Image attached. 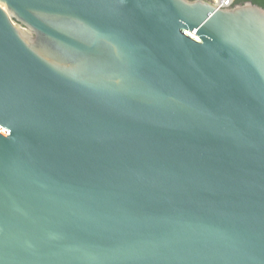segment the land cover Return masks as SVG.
I'll use <instances>...</instances> for the list:
<instances>
[{
  "label": "water",
  "instance_id": "water-1",
  "mask_svg": "<svg viewBox=\"0 0 264 264\" xmlns=\"http://www.w3.org/2000/svg\"><path fill=\"white\" fill-rule=\"evenodd\" d=\"M0 0V264H264V8Z\"/></svg>",
  "mask_w": 264,
  "mask_h": 264
},
{
  "label": "built area",
  "instance_id": "built-area-1",
  "mask_svg": "<svg viewBox=\"0 0 264 264\" xmlns=\"http://www.w3.org/2000/svg\"><path fill=\"white\" fill-rule=\"evenodd\" d=\"M233 0H210V2L219 7H226L231 4Z\"/></svg>",
  "mask_w": 264,
  "mask_h": 264
},
{
  "label": "trees",
  "instance_id": "trees-1",
  "mask_svg": "<svg viewBox=\"0 0 264 264\" xmlns=\"http://www.w3.org/2000/svg\"><path fill=\"white\" fill-rule=\"evenodd\" d=\"M206 1H210V0H206ZM246 1H251L253 4H256V5L264 8V0H235L234 5L242 4Z\"/></svg>",
  "mask_w": 264,
  "mask_h": 264
}]
</instances>
